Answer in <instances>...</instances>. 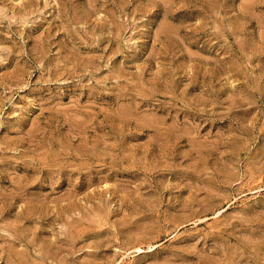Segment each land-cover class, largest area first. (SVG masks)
<instances>
[{
    "label": "rangeland",
    "instance_id": "obj_1",
    "mask_svg": "<svg viewBox=\"0 0 264 264\" xmlns=\"http://www.w3.org/2000/svg\"><path fill=\"white\" fill-rule=\"evenodd\" d=\"M0 264H264V0H0Z\"/></svg>",
    "mask_w": 264,
    "mask_h": 264
}]
</instances>
